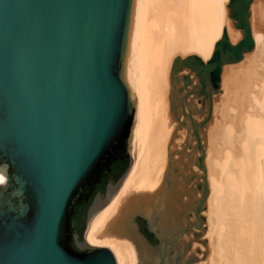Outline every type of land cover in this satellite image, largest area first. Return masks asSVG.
<instances>
[{"label": "water", "instance_id": "95a60500", "mask_svg": "<svg viewBox=\"0 0 264 264\" xmlns=\"http://www.w3.org/2000/svg\"><path fill=\"white\" fill-rule=\"evenodd\" d=\"M253 1L230 4L229 16L243 34L238 43L224 35L207 64L193 57L173 67L177 93L187 91L177 101L200 151L199 127L213 113L209 87L217 94L223 67L255 48ZM136 2L0 0V264H117L109 248L88 245L86 233L135 161L140 120L132 77ZM185 70L189 73L179 77ZM191 94L201 101L197 123L193 110L185 111L183 100ZM202 161L203 156L197 165L205 172ZM202 179L196 185L204 190L196 221L189 208L186 225L176 233L168 226L155 228L143 215L134 217L157 264L199 261L187 254L202 237L198 231L207 197ZM191 231L193 238L177 255V245Z\"/></svg>", "mask_w": 264, "mask_h": 264}, {"label": "bare ground", "instance_id": "6f19581e", "mask_svg": "<svg viewBox=\"0 0 264 264\" xmlns=\"http://www.w3.org/2000/svg\"><path fill=\"white\" fill-rule=\"evenodd\" d=\"M231 2H136L132 77L140 100L135 132L140 147L117 192L91 218L86 233L87 244L109 248L117 264H157L156 253L134 226V217L143 215L155 228L164 231L168 226L170 234L176 233L186 225L189 208L190 219L196 221L194 210L204 194L196 185L203 176L207 197L198 232L204 237L192 247L202 251L197 264H264V0H254L250 8L254 50L223 67L217 94L209 87L213 113L199 127L201 151L177 101L187 91L180 96L179 85L171 78L178 61L197 57L207 64L224 35L232 44L243 38L229 16ZM185 73L189 71L178 76ZM183 101L185 111L190 107L195 123L200 122L201 101L194 94ZM185 145L190 148L179 150ZM193 153L196 159L189 166L186 162ZM201 156L205 172L197 165ZM176 179L178 186L172 188ZM186 184H194V195L184 194L178 203ZM191 235L192 231L179 242L177 255Z\"/></svg>", "mask_w": 264, "mask_h": 264}, {"label": "rangeland", "instance_id": "374dc122", "mask_svg": "<svg viewBox=\"0 0 264 264\" xmlns=\"http://www.w3.org/2000/svg\"><path fill=\"white\" fill-rule=\"evenodd\" d=\"M226 8H227V7H226ZM237 30H239V29H237ZM239 31L242 32L241 30H239ZM242 36H243V35H242ZM224 75H225V73H224ZM222 94H223V93H222ZM139 145H140V143H139V141L137 140V144H136V147H135V150H134V155H135L136 152L138 151V149H139V147H140ZM181 149H182V146H181V148H180L179 150H181ZM189 151H191V150H187L186 152H189ZM186 152H185V153H186ZM195 154H196V153H193V154H192V157H191L192 159H188V161L186 162L187 165L190 166V165L193 164V158L196 159V157H194ZM185 155H186V154H185ZM195 159H194V160H195ZM194 167H195V166H194ZM195 173H196V171H195ZM175 181H176V182H175ZM195 181H196V180H195ZM175 185H176V186H175ZM177 186H178V184H177V179H176V180L173 181V186H172V188H173V187H177ZM193 186H194V184H190V185H187V184H186V186L184 187V188H185V189H184V192H182V191H183V190H182L181 193H180V195H181V194H183V195H181V196L179 195L180 197L178 196V197L176 198V201H177V202L179 201L178 203H181V201H183L182 199H183V197H184L185 195L188 196V197H190L191 195H194L193 192L191 191V187H193ZM177 189H178V188H177ZM188 191H189V194L187 195V192H188ZM184 194H185V195H184ZM178 198H179V199H178ZM193 199H194V198H193ZM189 200H190V199H189ZM191 203H193V201H191ZM179 224H180V225H179ZM180 226H181V223H180V222H177V227L180 228ZM191 237L193 238V235H191ZM191 237H190V238H191ZM203 237H204V236H202L201 239H202ZM183 238H184V237H183ZM195 242L200 243L199 241H195ZM195 242H194V243H195ZM194 243H193V244H194ZM180 244H182V243H180ZM200 244H201V243H200ZM196 249H197V251H195V252L192 251V249H191V250L188 252V255H189V254H190V255L194 254L195 256H197V257L199 258V253L202 252V251H201V249H198V247H197ZM198 251H199V252H198ZM191 253H192V254H191ZM202 257H204L203 254H202ZM200 259H201V258H199V261L194 262V263H192V264H197L198 262H200ZM202 259H203V258H202Z\"/></svg>", "mask_w": 264, "mask_h": 264}, {"label": "snow or ice", "instance_id": "6c2138e0", "mask_svg": "<svg viewBox=\"0 0 264 264\" xmlns=\"http://www.w3.org/2000/svg\"><path fill=\"white\" fill-rule=\"evenodd\" d=\"M4 180H3V177H0V183H3Z\"/></svg>", "mask_w": 264, "mask_h": 264}]
</instances>
